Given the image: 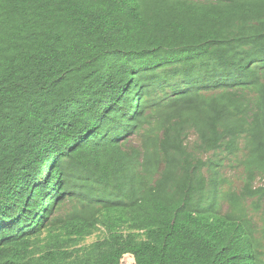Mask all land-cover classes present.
Wrapping results in <instances>:
<instances>
[{
    "label": "trees",
    "instance_id": "16d2710c",
    "mask_svg": "<svg viewBox=\"0 0 264 264\" xmlns=\"http://www.w3.org/2000/svg\"><path fill=\"white\" fill-rule=\"evenodd\" d=\"M257 180L264 0H0V264H264Z\"/></svg>",
    "mask_w": 264,
    "mask_h": 264
},
{
    "label": "rangeland",
    "instance_id": "374dc122",
    "mask_svg": "<svg viewBox=\"0 0 264 264\" xmlns=\"http://www.w3.org/2000/svg\"><path fill=\"white\" fill-rule=\"evenodd\" d=\"M192 139H194V137ZM223 177L227 179L230 185L233 186L235 189L240 188L242 185L241 170L236 168V164L227 165L225 169L223 170ZM256 185L263 186L264 182L262 180H257ZM255 216H256L258 223L261 224L260 218H264V207H263V211L260 214L255 215ZM99 237H100V233H97L96 235L88 238L85 243L91 244L95 242L96 240H98ZM122 262H123L122 264H133V260L130 256L125 257Z\"/></svg>",
    "mask_w": 264,
    "mask_h": 264
}]
</instances>
